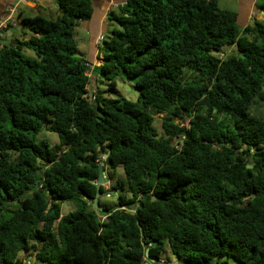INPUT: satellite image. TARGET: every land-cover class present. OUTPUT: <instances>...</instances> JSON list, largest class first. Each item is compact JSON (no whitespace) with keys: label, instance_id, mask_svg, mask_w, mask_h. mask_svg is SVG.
Segmentation results:
<instances>
[{"label":"trees","instance_id":"16d2710c","mask_svg":"<svg viewBox=\"0 0 264 264\" xmlns=\"http://www.w3.org/2000/svg\"><path fill=\"white\" fill-rule=\"evenodd\" d=\"M55 2L0 47V264H171L166 248L182 264H264V22L243 28L218 0H127L93 65L76 38L92 0ZM90 75L134 82L137 101ZM107 153L124 176L98 209Z\"/></svg>","mask_w":264,"mask_h":264},{"label":"rangeland","instance_id":"374dc122","mask_svg":"<svg viewBox=\"0 0 264 264\" xmlns=\"http://www.w3.org/2000/svg\"><path fill=\"white\" fill-rule=\"evenodd\" d=\"M262 1V0H260ZM236 1H231V0H221V2L219 3V7L220 8H227L229 10H233L235 11L236 8ZM20 7H22L23 11L20 14H16L15 17L18 18L20 16H22V14L28 15V16H33L34 14H36L37 12H33L31 11L26 5L24 4H20ZM19 7V8H20ZM40 14H42L45 17L48 18H56L59 14H60V10L58 7L53 8V10L49 11L48 13L40 11L38 12ZM37 13V14H38ZM13 27V26H11ZM112 26L110 25L109 30H112ZM76 37L79 41V45L80 48L85 52L84 56L86 58H88L89 56V50H90V42H91V37L87 36L85 28L80 25L76 28ZM11 31L14 32V37H9L10 41H5L4 39L0 38V44H10V42L12 41L13 38H16L17 40H26L30 37L31 32L27 29L19 30L18 28L13 27L11 29ZM86 34V42H83V40L81 39L83 37V35ZM1 37V36H0ZM15 40V39H14ZM25 52L30 55V56H34V51L31 49H25ZM223 52H225V56L231 53L236 54L237 50L235 47H227L223 50ZM96 64H100L102 63V58L98 55L97 60H95ZM95 76H97V74H94ZM93 76V75H92ZM91 86L94 89L95 87L98 88V90L101 91L102 95L105 98H114V99H126V100H130V101H137L138 99V95H139V90L136 87L135 83L126 79V78H121L118 77L116 78V84L112 85L110 81L105 80V79H100L98 80L97 84L95 85L93 83V78L91 77ZM259 102H263L260 99H258ZM264 113V106H258L256 108L253 109L254 113H258V112H262ZM156 121H155V126H157L161 131H163L162 129V120L163 117L165 116V114H154ZM179 120H176V122H178ZM38 138L40 139H44L47 140L51 145H56L60 142L59 136L57 133L52 132V131H47V130H43ZM105 168L107 169L105 171V175H106V180L104 183L105 186V191L106 193L104 194V196L102 197V200L104 202H109V203H113L115 204L117 202V197H118V191L114 190V185L116 184V179L117 178H123L124 173L122 170V167H118L116 171H114V174L112 175V171L110 168L107 167V165H105ZM102 196V195H101ZM100 196V197H101ZM76 208L75 203L72 201H65L62 205V211L63 214H67L70 211H73ZM161 263L164 262H170L171 264H182L179 263V259L172 254V252L170 251L169 248H166L161 255ZM29 261L32 264H37L35 261V259L32 257H29ZM228 264H237L235 261L230 260Z\"/></svg>","mask_w":264,"mask_h":264},{"label":"crops","instance_id":"0c3cea01","mask_svg":"<svg viewBox=\"0 0 264 264\" xmlns=\"http://www.w3.org/2000/svg\"><path fill=\"white\" fill-rule=\"evenodd\" d=\"M18 1L19 0H0V20L8 16L10 8L16 5ZM231 1H234V0H231ZM235 1L237 3L236 5L237 9L235 11L238 13L239 23L241 24L243 28L253 25L255 21L264 22V0L262 1L260 0H235ZM126 2L127 0H92L93 9H94L93 16L88 20H83L78 25V26L82 25L85 28L87 36L91 37L90 50H89V55H88L89 57L87 59L93 65H98L95 62V60H97L98 58V55L101 58L103 57V55L99 51V45H100L98 41L99 34L107 32L109 30L110 25L113 28L114 26H116V24L110 21L108 18L110 11H118L122 6L126 4ZM220 2L221 0H218V4ZM24 5H26L34 13L35 12L38 13L40 11L48 13L49 11L53 10L54 6L58 7L55 0H37L35 3L24 4ZM19 7L17 11L15 12V15L17 13L21 15L23 9L22 7L20 8ZM23 16H28V15L22 14V16L17 18V21L20 22ZM13 27L18 28L19 30H22V27H20L19 24ZM12 28L7 29L4 36L0 38L4 39L5 35H8V39L7 40L4 39V40L10 41L9 37L10 38L14 37V32L11 31ZM86 34L83 35V37L81 38L83 42H86ZM14 39L16 40V38H13V40ZM3 45L4 44H0V47H2ZM79 49H80V52L83 55H85L84 54L85 52L80 48V45H79Z\"/></svg>","mask_w":264,"mask_h":264},{"label":"built area","instance_id":"2783aa9c","mask_svg":"<svg viewBox=\"0 0 264 264\" xmlns=\"http://www.w3.org/2000/svg\"><path fill=\"white\" fill-rule=\"evenodd\" d=\"M37 0H19L18 3L14 6H12L9 10L8 16L2 20H0V35L5 34L6 30L10 26H16L18 25L17 18L15 17V12L17 11L20 4H30L35 3ZM104 38V34L101 33L98 36V41H102ZM225 54H222L224 56ZM29 264H32L29 262Z\"/></svg>","mask_w":264,"mask_h":264},{"label":"water","instance_id":"95a60500","mask_svg":"<svg viewBox=\"0 0 264 264\" xmlns=\"http://www.w3.org/2000/svg\"><path fill=\"white\" fill-rule=\"evenodd\" d=\"M22 24L21 22H19V25ZM5 40L8 39V35H5L4 37ZM16 44V40H13L10 42V46ZM108 153L104 155L103 157V160L102 162L100 163V171L101 173L99 174V177H98V182H97V189H98V192H97V195L94 199V203H95V206L98 208V209H102V207L100 206V203H99V197L102 195V192L100 190L101 186L104 185L105 183V180H106V175H105V164H106V159L108 158ZM249 167H251V165H249ZM155 198V197H154ZM146 256L149 257V249L146 250ZM156 259L153 258V257H149V260L146 261L144 264H151V262H154Z\"/></svg>","mask_w":264,"mask_h":264},{"label":"flooded vegetation","instance_id":"af4514ba","mask_svg":"<svg viewBox=\"0 0 264 264\" xmlns=\"http://www.w3.org/2000/svg\"><path fill=\"white\" fill-rule=\"evenodd\" d=\"M2 36H4V34H3V35H1V37H2Z\"/></svg>","mask_w":264,"mask_h":264}]
</instances>
